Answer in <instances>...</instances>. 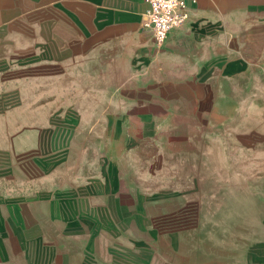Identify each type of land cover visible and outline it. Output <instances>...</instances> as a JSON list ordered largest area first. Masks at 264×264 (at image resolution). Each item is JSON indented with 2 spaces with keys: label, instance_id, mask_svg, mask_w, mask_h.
I'll return each mask as SVG.
<instances>
[{
  "label": "rangeland",
  "instance_id": "1",
  "mask_svg": "<svg viewBox=\"0 0 264 264\" xmlns=\"http://www.w3.org/2000/svg\"><path fill=\"white\" fill-rule=\"evenodd\" d=\"M2 9L0 199H30L48 222L53 186L71 197L99 179L102 189L85 199L96 224L70 233L50 221L44 252L0 264H264V68L212 92L208 121L146 124L130 108L136 95L97 65L94 78L91 65H43L49 15L28 0Z\"/></svg>",
  "mask_w": 264,
  "mask_h": 264
},
{
  "label": "crops",
  "instance_id": "2",
  "mask_svg": "<svg viewBox=\"0 0 264 264\" xmlns=\"http://www.w3.org/2000/svg\"><path fill=\"white\" fill-rule=\"evenodd\" d=\"M28 1L36 12L49 15L41 24L49 29L43 65H91L88 73L92 77L97 65L103 78H118L120 85L136 95L132 107L126 108L138 110L146 124L208 121L210 112L217 111L209 103L212 92L225 83L235 87L241 79L250 80L253 70L264 68V0H197L190 5L189 20L172 30L163 48L156 46L144 27L148 5L143 0ZM234 6L247 9L220 14V9ZM0 15L5 16L6 10H0ZM184 105L190 108L186 110ZM10 171L17 178L15 169ZM94 183L83 196L71 197L67 187L59 190L53 186L47 191L55 196L54 202L48 201L52 205L48 222L59 221L70 233L71 229L81 232L78 227L84 224H96V219V223L89 221L85 200L101 196L100 179ZM115 185L111 171L108 191L112 201H116ZM35 207L36 202L27 198L0 199V263L30 250H46L42 244L51 236L46 234L50 224ZM86 242L88 245V238ZM68 248L79 251L81 245ZM94 252L90 250L88 256Z\"/></svg>",
  "mask_w": 264,
  "mask_h": 264
},
{
  "label": "built area",
  "instance_id": "3",
  "mask_svg": "<svg viewBox=\"0 0 264 264\" xmlns=\"http://www.w3.org/2000/svg\"><path fill=\"white\" fill-rule=\"evenodd\" d=\"M148 5L144 27L155 44L162 47L173 29L189 20L190 5L197 0H143Z\"/></svg>",
  "mask_w": 264,
  "mask_h": 264
}]
</instances>
